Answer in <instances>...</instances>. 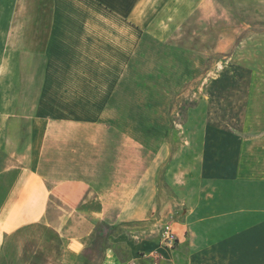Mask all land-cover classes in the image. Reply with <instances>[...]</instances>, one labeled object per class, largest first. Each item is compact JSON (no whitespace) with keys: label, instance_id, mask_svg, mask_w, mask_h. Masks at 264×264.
Segmentation results:
<instances>
[{"label":"crops","instance_id":"crops-1","mask_svg":"<svg viewBox=\"0 0 264 264\" xmlns=\"http://www.w3.org/2000/svg\"><path fill=\"white\" fill-rule=\"evenodd\" d=\"M144 7L148 0H0V152L10 162L2 172L19 174L0 212V252L16 230L42 225L63 242L62 261L81 264L102 227L138 218L156 148L135 136L149 130L134 127L121 102L133 98V25L148 24ZM209 148L191 157L179 189L177 244L111 232L101 264H264V177L241 174L238 156Z\"/></svg>","mask_w":264,"mask_h":264},{"label":"rangeland","instance_id":"rangeland-1","mask_svg":"<svg viewBox=\"0 0 264 264\" xmlns=\"http://www.w3.org/2000/svg\"><path fill=\"white\" fill-rule=\"evenodd\" d=\"M146 15L148 24L133 25L134 41L137 28L141 36L128 75L132 102L121 104L132 106L134 127L148 128L135 136L156 148L154 167L138 218L102 227L81 264H101L111 232L161 241L164 226L174 227L185 210L178 192L205 143L215 158L238 156L241 174L264 177V0H148ZM9 163L0 152L2 214L19 176L2 172ZM16 231L0 264H67L63 242L42 225Z\"/></svg>","mask_w":264,"mask_h":264},{"label":"built area","instance_id":"built-area-1","mask_svg":"<svg viewBox=\"0 0 264 264\" xmlns=\"http://www.w3.org/2000/svg\"><path fill=\"white\" fill-rule=\"evenodd\" d=\"M161 236L163 244L170 249H172L178 242L177 234L171 225L164 226Z\"/></svg>","mask_w":264,"mask_h":264}]
</instances>
